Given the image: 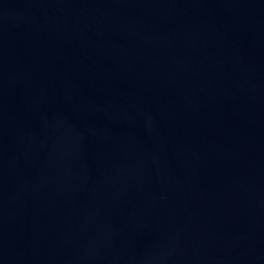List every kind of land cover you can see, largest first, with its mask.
Wrapping results in <instances>:
<instances>
[{"label": "water", "instance_id": "1", "mask_svg": "<svg viewBox=\"0 0 264 264\" xmlns=\"http://www.w3.org/2000/svg\"><path fill=\"white\" fill-rule=\"evenodd\" d=\"M0 264H264V0H0Z\"/></svg>", "mask_w": 264, "mask_h": 264}]
</instances>
